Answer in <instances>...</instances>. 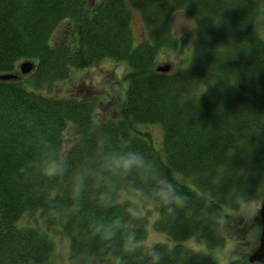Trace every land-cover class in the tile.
I'll return each instance as SVG.
<instances>
[{
    "label": "trees",
    "instance_id": "trees-1",
    "mask_svg": "<svg viewBox=\"0 0 264 264\" xmlns=\"http://www.w3.org/2000/svg\"><path fill=\"white\" fill-rule=\"evenodd\" d=\"M133 11L148 31L143 42L133 39ZM177 11L193 19L192 52L186 67L160 72L157 57L181 46L171 23ZM260 11L257 0H0V76L35 64L0 80V264L48 262L51 236L20 224L35 213L57 215L46 221L69 239L70 264H152L141 246L150 221L152 230L210 251L158 243L160 264H218L212 253L227 243L222 209L237 210L264 187ZM63 23L70 41L51 43ZM103 60L129 70L116 119L99 121L93 101L43 92ZM151 126L162 132L159 147ZM128 153L145 167H105L107 157ZM54 161L64 163L63 175L44 174ZM165 185L173 203L160 195ZM249 253L232 264H249Z\"/></svg>",
    "mask_w": 264,
    "mask_h": 264
},
{
    "label": "rangeland",
    "instance_id": "rangeland-1",
    "mask_svg": "<svg viewBox=\"0 0 264 264\" xmlns=\"http://www.w3.org/2000/svg\"><path fill=\"white\" fill-rule=\"evenodd\" d=\"M92 3H97L100 0H91ZM261 6V14L257 19L258 33L264 38V0H257ZM183 13L184 16L181 15ZM132 33L133 39L136 42H143L147 40L148 31L140 20V16L136 11L132 14ZM194 29L189 28L187 25H181L179 31L182 33L179 38V33L177 32V25L181 20H185ZM171 23L173 28V33L175 37L179 39L181 46L178 49L167 50L157 57V66H164L170 64L172 70L181 69L186 67V63L192 52V45L195 35V25L193 19H191L185 12L177 11L171 17ZM71 33L69 31V26L67 23H63L57 31H55L51 43H64L70 41ZM128 67L124 63H117L110 60H103L100 64L85 68L83 70L73 69L70 72L72 75L70 79L59 81L54 83L50 90L43 89V92L49 96H54L57 98L63 97H76L79 99H85L93 101L96 103V113L99 121H107L110 119H116L118 116V110L121 106L122 100L124 98V91L126 89V83L124 76L128 73ZM150 135L153 137L154 141L158 144V147L162 144V132L159 127L151 126L148 128ZM69 137V136H68ZM258 202H262V194L260 196L254 197ZM142 207L141 213L149 215L152 213L151 206L138 201ZM153 214V213H152ZM258 216V215H257ZM256 216V217H257ZM47 218H56V214H49V216L41 217L40 213L35 214H25L20 224L22 225H37L42 231L46 230L51 236L54 242L53 252L46 264H70L69 263V239L65 238L60 233H54L53 229L48 227ZM221 223H222V234L227 238L226 246L219 252H213L212 256L218 264H224L225 253H228L232 258V262L238 259L245 252H251V248L254 249L258 245L253 243V235L255 234L253 230L257 227L254 220L246 221L244 218L236 215V210H226L222 209L221 213ZM148 228L147 238L141 242L142 247H149V245H155L158 243H164L170 247L180 243L187 248L198 250V252H203L210 254V251L205 247L194 242V239H190L184 242H177L173 239L168 238L165 234L158 233L152 230V223ZM244 236L242 241L241 238ZM247 249V250H244Z\"/></svg>",
    "mask_w": 264,
    "mask_h": 264
},
{
    "label": "clouds",
    "instance_id": "clouds-1",
    "mask_svg": "<svg viewBox=\"0 0 264 264\" xmlns=\"http://www.w3.org/2000/svg\"><path fill=\"white\" fill-rule=\"evenodd\" d=\"M181 15L184 16L183 13H181ZM181 25H187L189 28L194 29L192 25L186 22V19L181 20L179 24L177 25V32L180 34L179 38L182 34L179 31V28ZM105 167L110 170L127 173L133 168H144L145 163H144L143 157L133 154V153H128L124 155H116V156L107 157L105 160ZM64 171H65V167L62 161H54V162L46 163L43 168V172L45 175H52V176L63 175ZM81 185H82V180L78 182L77 186L74 189V192L76 195H79V192L81 190ZM160 195L166 203H169V204L173 203L172 194L167 190L166 185L164 187V190L161 191ZM262 205H264V203L258 202L257 199H252V198H247V197L242 198L238 206V209L236 210V215L244 218L246 221H253V219L258 215ZM97 231H103V226L98 228ZM253 232L257 236H259L260 234L259 226H257L253 230ZM111 235H112L111 232H105L104 238L110 239ZM149 249H150L152 264H160L161 255L155 250L154 245H149ZM244 250H247V249H244ZM224 264H232V258L231 256L228 255V253H225Z\"/></svg>",
    "mask_w": 264,
    "mask_h": 264
},
{
    "label": "water",
    "instance_id": "water-1",
    "mask_svg": "<svg viewBox=\"0 0 264 264\" xmlns=\"http://www.w3.org/2000/svg\"><path fill=\"white\" fill-rule=\"evenodd\" d=\"M35 68V64L30 61H23L21 64L18 65V73L20 75L25 76L30 74ZM160 72H169L170 68L169 65L166 64L164 66H159L157 68ZM19 78V74L11 73V74H1L0 80L1 81H9V80H16ZM264 203V187L262 190V202ZM258 218L260 219V235L258 238V246L248 255L247 261L250 264H264V205H262L259 213Z\"/></svg>",
    "mask_w": 264,
    "mask_h": 264
}]
</instances>
